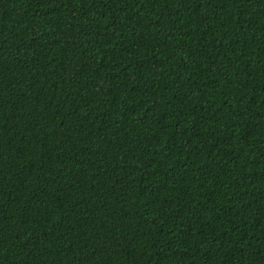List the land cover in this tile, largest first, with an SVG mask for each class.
Here are the masks:
<instances>
[{
    "label": "trees",
    "instance_id": "obj_1",
    "mask_svg": "<svg viewBox=\"0 0 264 264\" xmlns=\"http://www.w3.org/2000/svg\"><path fill=\"white\" fill-rule=\"evenodd\" d=\"M0 264H264V0H0Z\"/></svg>",
    "mask_w": 264,
    "mask_h": 264
}]
</instances>
